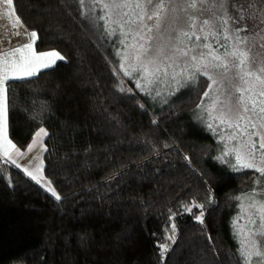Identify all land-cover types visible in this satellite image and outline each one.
<instances>
[{"label": "trees", "instance_id": "trees-1", "mask_svg": "<svg viewBox=\"0 0 264 264\" xmlns=\"http://www.w3.org/2000/svg\"><path fill=\"white\" fill-rule=\"evenodd\" d=\"M12 2L36 51L63 59L6 83L8 137L24 151L46 129L43 175L56 193L0 161V264H244L232 220L256 173L222 162L196 120L205 84L154 105L121 74L97 7Z\"/></svg>", "mask_w": 264, "mask_h": 264}, {"label": "rangeland", "instance_id": "rangeland-1", "mask_svg": "<svg viewBox=\"0 0 264 264\" xmlns=\"http://www.w3.org/2000/svg\"><path fill=\"white\" fill-rule=\"evenodd\" d=\"M87 3L118 37L121 74L152 104L192 82L205 84L196 120L215 134L222 162L257 178L232 220L239 255L244 264H264V0H238L236 14L231 0ZM46 136L40 128L24 151L12 144L6 160L55 194L43 175Z\"/></svg>", "mask_w": 264, "mask_h": 264}, {"label": "crops", "instance_id": "crops-1", "mask_svg": "<svg viewBox=\"0 0 264 264\" xmlns=\"http://www.w3.org/2000/svg\"><path fill=\"white\" fill-rule=\"evenodd\" d=\"M35 42L36 34L22 25L12 0H0V161L3 162H7V153L13 151L7 134L6 83L33 77L62 60L53 50L37 52Z\"/></svg>", "mask_w": 264, "mask_h": 264}]
</instances>
